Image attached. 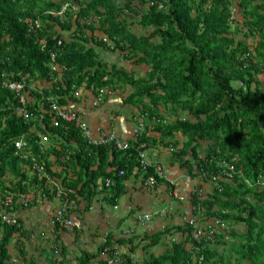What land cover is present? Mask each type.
Segmentation results:
<instances>
[{
  "label": "trees",
  "instance_id": "obj_1",
  "mask_svg": "<svg viewBox=\"0 0 264 264\" xmlns=\"http://www.w3.org/2000/svg\"><path fill=\"white\" fill-rule=\"evenodd\" d=\"M149 1L154 5L147 8ZM234 6L244 26L233 31ZM62 9L55 0H0V186H5L6 177L12 178V191L24 195L44 184L36 176H28L29 161L16 155L15 142L21 140L29 144L40 162L47 160L51 175L65 176L71 198H77L78 193L90 203L98 193L107 191L109 201L115 204L125 192L124 182L134 172L137 176L141 173L137 144L128 151H117L113 145H89L74 124L51 127L46 111L48 98L68 104L69 98L76 99L74 95L83 84L94 95L101 89L116 93L121 87L129 88L127 102L147 115L146 125H151L153 117L169 121L154 126L150 136L146 127L141 141L148 150L177 147L173 160L187 168L192 179L209 181L222 171V161L235 169L232 182H220L206 197L193 198L195 213L203 209L207 221L230 222L233 242L227 243L225 232L216 233L213 242L204 238L195 242L194 227L178 224L146 237L148 247L158 246L163 235L173 230L185 241L174 242L163 255L152 256L143 264H264V189L247 183L255 184L264 174V85L260 80L264 74V0H83L79 13L65 20L59 15ZM135 17L143 28L151 29L148 35L132 31ZM57 26L72 34V40L67 41ZM243 29L245 37L258 38L253 49L246 40L236 42L234 35ZM97 31L105 37L97 36ZM107 42L113 43L112 51L147 65L149 71L136 78L115 66L109 69L98 52L107 50ZM52 54L56 63L66 68L65 86L57 82L42 93L35 91L33 83L56 76L51 69ZM7 80L25 82L35 99L28 106L33 118L30 121L16 115L19 97L5 87ZM46 130L62 139L63 151L42 150L38 133L46 134ZM179 135L184 142L176 140ZM66 150L74 153L63 162ZM51 156L56 161H50ZM53 166L60 172H53ZM121 170H125L122 180L118 178ZM152 175L153 166L146 176ZM107 178L115 182L111 189L104 185ZM13 180L18 183L13 185ZM158 181L156 187L167 186L172 191L166 180ZM20 223L22 226L16 227L0 220V264H14L13 257H19L21 264H41L29 256L22 242L29 234ZM238 226L245 230L239 232ZM54 229L61 231L58 226ZM112 238L109 234L95 253L83 251L78 264H91L95 259L106 264L103 252L113 247ZM214 243L223 245L224 251L213 248ZM196 248L199 252H194ZM57 249L64 260L67 248L62 245ZM137 250L132 245L129 252L135 254ZM50 262L60 263L54 259ZM121 263L131 264V257L122 255Z\"/></svg>",
  "mask_w": 264,
  "mask_h": 264
},
{
  "label": "built area",
  "instance_id": "obj_2",
  "mask_svg": "<svg viewBox=\"0 0 264 264\" xmlns=\"http://www.w3.org/2000/svg\"><path fill=\"white\" fill-rule=\"evenodd\" d=\"M154 5L153 2L149 1L146 5L147 8H150ZM66 9L63 8L59 15L63 16L66 14ZM141 10V8H139ZM136 18V17H135ZM139 18V17H138ZM36 28H40V23L36 22ZM51 69L56 74L50 81H38L33 83L32 89L35 91H39L42 93L44 88L50 87V85L60 82L65 86V67L60 66L56 63V56L52 54L51 57ZM5 87L9 90L15 92L19 97V105L16 109V115L18 117H22L26 121H30L32 118V114L28 109V106L35 102L30 95V91L26 89L25 82H12L7 80L4 82ZM87 92L86 84H83L81 88H79L75 93V98H81L82 93ZM115 92H110L107 89H101L96 95L93 96L92 99V107L99 108L103 106L108 98H110ZM71 99V98H69ZM48 110L46 111L51 116V127L58 128L62 124H74L76 125L80 131L82 136L87 140L89 145L95 146H103V145H113L117 151H128L135 147V150L138 153V160L140 163L141 173L139 175L140 183L143 187H150L155 188L159 185L158 179L166 180L169 185L173 188L172 195L175 199L179 202H186L189 198L184 196L182 192H179V182L175 179H171L167 176L164 167L161 165H152L148 160V148L145 142L141 141V138L144 134L147 133L146 131V116L145 114L142 115V118L137 121L134 128L132 129V133L129 139H125L118 135V133L113 128H105V129H97L94 131L91 126L84 120L77 109L71 108L69 105H61L58 103L57 100L53 98H48ZM185 120V119H184ZM169 122L168 120H160L156 117H153L150 131L154 126ZM149 131L147 136H150L152 133ZM38 140L39 145L42 147L43 151H46L51 148H55L58 151H63L62 145L64 144L62 139L55 138L50 132L48 133L46 130V134L41 132L38 133ZM51 143L52 146H49L48 143ZM68 144V143H67ZM73 145V144H71ZM74 146V145H73ZM16 148V155L20 158H23L29 161V164L26 166V171L29 177H37L39 181H44L43 186H34L30 188V190L22 195L21 193H16L12 191V178L6 177L3 182L5 186L2 188L0 186V220L3 224H8L11 226L21 227L22 224L20 223V210H28L32 209L37 206H44L48 203L55 204V212L50 219L49 225L54 229L56 226L61 228V231L70 232L76 227L74 213L79 209L77 198H71L68 190L65 187V176L62 175H51L47 169V160L40 162L39 158L37 159L34 157L29 144L26 141L18 140L15 142ZM170 153L173 155L175 151H177V147L171 145L168 147ZM74 152L71 150H66L65 157L63 158V162H67L70 156ZM56 161L54 156L50 157V161ZM220 171L217 175H214L210 178L209 181H205L204 179H200V181L204 184L202 188L197 192H194L193 195H198L199 197L203 198L209 195L213 188L220 185V182H232L235 178V169L231 166L228 162L222 161L220 162ZM153 166L155 171V175L146 176L148 174V169ZM53 172H60V169L56 166L51 168ZM69 178L72 177L71 174L68 175ZM125 177V170H121L118 174L119 179H123ZM15 185L18 183L17 180H13ZM247 183L251 186H259L260 188L264 189V174L260 175L255 184L247 181ZM107 189H111L115 186V182L111 178H107L104 183ZM160 187V186H159ZM74 193V192H73ZM207 194V195H206ZM192 195V196H193ZM206 195V196H204ZM19 208V209H18ZM16 209L15 211H13ZM117 209V207H115ZM202 211H204L202 209ZM197 214V213H196ZM158 214H147L143 213L138 218V224L141 227H147L149 222L155 218ZM199 218L197 215L192 217L184 216L181 219L180 224L187 226H193V240L195 242H201L202 239H205V242L214 240L216 235V229L212 226L203 229L200 226ZM216 223V222H215ZM217 225L220 227H225L226 223L217 222ZM208 233L207 236L205 234ZM194 252H199V249H195ZM58 252V251H57ZM104 257H106V264H122L121 263V256L123 255L120 246L118 244H113V247H106L103 252ZM131 257V264L132 258L134 259L135 255H129ZM136 259V257H135ZM14 264H21L19 257H13L12 259ZM200 261H204V257L200 258Z\"/></svg>",
  "mask_w": 264,
  "mask_h": 264
},
{
  "label": "crops",
  "instance_id": "obj_3",
  "mask_svg": "<svg viewBox=\"0 0 264 264\" xmlns=\"http://www.w3.org/2000/svg\"><path fill=\"white\" fill-rule=\"evenodd\" d=\"M82 94L83 95L81 98L67 100L68 102L67 105H69L71 108L77 109L82 117V120L86 121L94 131H96L99 128L105 129V128L110 127V128H113L118 133L119 136L125 139L130 138L132 129L134 128L135 125L129 122L128 117L126 116L116 117V115L112 114V112L114 111L113 110L114 104L117 103L116 97L117 95H119V91L113 94L110 97V100L106 101V103L99 108L92 107L91 103H92V99L94 96L92 92L87 90V92H84ZM147 126H149L150 128V125H147ZM150 132L153 133L152 131ZM154 135L155 137H158L156 136L157 134H154ZM154 150H155L154 148L149 149L148 156L152 157V152ZM154 154L156 156L159 155L158 151H156V153ZM170 159L172 161L171 163H173L176 166L173 168H170L169 164L165 162V164L168 165V169L170 173V174L169 173L167 174L171 178L177 180L180 184L179 188L182 189L181 192L186 193L189 190V184L186 187L185 186L186 183L184 184V179H181L184 176H181L182 174H179L178 165H177L179 163L177 162L175 163V161L173 160V157H170ZM159 162L160 163L157 162L158 165L159 164L162 165L161 163L162 161H159ZM194 180H197V179H194ZM198 182H199L198 188H202L204 184L200 181V179H198ZM184 186L186 188H184ZM80 188H81V185L80 187L78 186L75 192H77ZM124 188H125V192L119 195L115 204L109 201V197H107L109 196V194L107 193V191L98 193L97 196L92 198V201L90 203L84 200L77 193V196L79 198L77 200L79 209L76 211V213H74L76 227L70 232H67L68 234H66L63 231L57 232L56 229H53L48 224L55 212V206H56L55 204L48 203L44 206H37L32 209L20 210L19 214H20L21 222L23 223L25 229L28 231V234H29L28 236L22 238V242L26 245V247H28V249L30 248L31 242H34L35 247H40L46 244L42 240H44L43 237L47 235L50 242L56 243L58 241L60 243L59 245H63L64 247L67 248L66 253L70 251L71 254H68L64 258V261L67 262L71 260V257H74L73 252H76L79 249H81L80 250L81 254L79 255V258L81 257L83 251L95 253L88 249L90 247H94V246L96 247L97 245H98L97 247L99 248L105 242L109 234L113 235L112 244L117 243L119 240H127L129 237L133 236V235H129V233H132L134 231L133 226L131 225L135 221H133L132 219V221L130 222L131 218L129 217L131 210L136 209V206H137L138 209L140 210L139 215L143 213L158 214L159 211L155 212L154 208H157V205L160 204L161 201H164V203L165 202L167 203L168 195L167 193H165V190H163V188L158 189L157 191L156 190L153 191L154 192L153 194H151L150 192H147V193L143 192L145 190L140 183L139 175L137 176V171L134 172V176H132L131 179L124 182ZM132 190L134 191L136 190L134 194L132 193ZM134 199H136L137 201L135 202L136 206L134 205ZM187 202H189V200H187ZM115 207H117V209H115ZM180 208H182V206H180ZM180 208L178 207V209ZM161 210H165L164 206H162ZM171 215H172V211L171 212L167 211V213L163 217L158 216L154 218L155 219L154 221L152 222L150 221L146 228L139 226L138 222L136 224L137 225L136 227L138 229L139 228L148 229V231L157 229L158 231L156 232H150L149 236H152L158 232L163 231L158 228L161 227V225H163L165 221H172ZM179 220H181V218H179L178 221ZM151 223L153 224L151 225ZM74 230H77V231H74ZM104 234L106 235L105 240H103L102 238ZM96 235L100 236V238H97ZM144 239H146V237ZM15 241H17V239H15ZM39 241L40 243L38 245ZM41 241H42V244H41ZM124 244L126 247H129L128 250H130L131 246L133 245L131 243H124ZM125 246H124V249H126ZM136 252H138V250ZM126 254L132 255L133 253H130L128 251V253ZM126 254H123V255H126ZM136 259H137V256H136ZM95 260L99 262V264H102L101 261H98L97 259ZM94 261H92V263ZM40 263L46 264L44 260L43 262H40Z\"/></svg>",
  "mask_w": 264,
  "mask_h": 264
},
{
  "label": "rangeland",
  "instance_id": "obj_4",
  "mask_svg": "<svg viewBox=\"0 0 264 264\" xmlns=\"http://www.w3.org/2000/svg\"><path fill=\"white\" fill-rule=\"evenodd\" d=\"M55 1L57 3L62 4L63 8H68V9H66V14H63V16H62V19L65 20V18H69L72 14L75 16L79 13L83 0H55ZM140 8L142 10V6H140ZM232 12H233V31L235 30L236 27H239L240 29H242L244 26V23H243V18L240 14L238 7L234 6L232 9ZM131 24H132V31L136 34L148 35L151 32V29H149V28L146 29V28H143L141 26L140 19L138 17L134 18L131 21ZM57 30L60 33L64 34V38H66L67 41L72 40V38H73L72 34L63 31V29L60 28V26H57ZM245 32H246V30L243 29L242 31H238V33H236V34L234 33L235 34L234 36L236 38V42H239L241 40H246L247 45L253 49V47L258 42V38L254 37V36L245 37ZM88 33L91 34L90 32H88ZM95 34L97 36H99L100 38L105 37L101 31H97ZM107 43H108L107 50L106 49H98V52L100 55V59L102 61H106L108 63L109 69H111L113 66H115L118 69H122V70H125L127 72L133 73L136 78L143 77L146 74V72L149 71L150 68L147 65H138V64L134 63V61H132L130 59H126V57L120 51H112L111 48H113V43L112 42H107ZM260 80H261L262 84L264 85V74H262V76H260ZM50 86H52V85H50ZM253 88H255V86ZM120 89L121 90H119V95H117V97H116L117 103L114 104V107H113L114 111L112 112V114L116 115V117L126 116V117H128V121L131 122L133 125H135L136 122L137 121L139 122V119L142 118L141 109L138 106L132 105V104L127 102L128 97L131 94V90H129V88L121 87ZM79 93H82V91H80ZM109 100H110V98H108L107 101H109ZM116 129H118V128H116ZM176 140H179L180 141L179 143H182L185 141V139H183V137H180V135L176 138ZM48 145L52 146V144L50 142L48 143ZM179 146L181 147V145H179ZM153 148L155 150L152 152V157L148 156L149 162L152 165H158V163H160L159 161H162L161 166L164 167L165 170L167 171L166 174L169 173V169H168L167 164H169L170 168H173L176 166L173 163H171L172 161H171L170 157H172L173 155L170 153L169 148L166 146H156ZM156 151H158V154H159L158 156H156L154 154V153H156ZM200 151H202V150H200ZM190 160L193 162L194 159L190 158ZM165 162L167 164H165ZM177 165H178L179 174H182L181 176H184L181 179H184V184L186 183L185 186L187 187L189 184V190L186 193L182 192V194L184 196L189 197V199H188L189 202H187V201L184 203L179 202L172 195L173 188H172V191L170 192L167 190V186H160V187H156V188L143 187L145 190L143 192H146V193L150 192L151 194L154 193L153 191H155V190L157 191L158 189L163 188V190H165V193H167V195H168V200H167L168 202L167 203L166 202L164 203V201H161V203L157 205V208H154L155 212L159 211L158 215L154 216V217H158V216L163 217L167 213V211H170V212L172 211V215H171L172 221H165V223H163V225H161V227H159V228L157 227L160 230L168 229V228H171L172 226H175L178 224L180 225L181 220L178 221L179 218L182 219L184 216L192 217L196 211V209L194 208V204H193V200H194L193 194H194V192H197L200 190L198 188V186H199L198 179L197 180L192 179L187 168H182L179 164H177ZM167 176L169 178H171L168 174H167ZM185 186H184V188H186ZM178 190H179V192L182 191V189H180V188H178ZM135 191L132 190V193L134 194ZM162 194H164V193H162ZM206 195H204V196H206ZM135 202H137L136 199H134V205H135ZM162 206H164L165 210H161ZM180 206H182V208H180ZM178 207L180 209H178ZM139 212H140V210L136 206V209H132L131 213L129 214V217L131 218L130 222L132 221V219L135 222L131 225V226H133L134 231L132 233H129V235H133V236L129 237L128 239L131 240V243L134 246L137 245V247L139 248L138 252H135V254H134L135 255L134 259L132 258V264H143V262L145 260L150 259V257H152V256L153 257H159V256L163 255L171 247V245L174 242H184L185 241V238L182 236L181 233L175 232L173 230L171 233H166L163 235L162 240L158 246L148 247L150 241L147 239H144V238L149 237L150 232H156L158 230L153 229L152 231H148V229H140V228L138 229L136 227L137 226L136 224L138 222L139 216L141 215V214L139 215ZM202 213H203L202 210H200L198 214L195 213V215H197L199 218L198 221L200 223V226L203 229L208 228L209 226H212L213 228L216 229L217 233H224L225 232L224 233L226 235L225 240H227V243L231 244L233 242L232 241L233 239L229 235L231 233V229L228 228V226L230 225L229 224L230 222H227L225 227H220L219 225H217V223L207 221V218L203 217ZM154 220L155 219L153 218L152 221H154ZM152 224L153 223H151V225ZM237 230L239 232H242L245 230V228L242 226H238ZM65 233L68 234L67 232H65ZM105 236L106 235L104 234L102 237L103 240H105ZM97 238H100V236H97ZM43 239L44 240H42V241H44V243H46L45 245H42L40 247H35L34 242L30 241L31 242V245L29 248L30 250L28 249V247H26L28 250L29 256L33 257L37 263L43 262V260H44V262H46V264H49L50 260L54 259L57 262H60L59 264H63V262H64V264H78V258H79V255L81 254V252H80L81 249L77 250L76 252H73L74 257H71V260L65 262L64 260H62V255L58 254L59 250L57 249V246H60L62 248V245H59L60 243H57V242L56 243L50 242L47 235L44 236ZM214 240H216V238ZM42 241H41V244H42ZM39 243H40V241L38 242V245H39ZM14 244H15V242L13 243V245ZM87 244H89V243H87ZM116 244H118V243H116ZM216 244L217 243H214L213 248H217L219 250V252L222 253L224 251V246L218 244L220 246L217 247ZM118 245L120 246V249H121L123 254H126V253H128V251H130V250H128L129 247H126L125 244H124V246L126 247V249H124V246L122 244H118ZM97 246L96 247L95 246L90 247L88 250H91L92 252H97V250H98ZM189 247L191 248V244H190V246H188V248ZM68 254H71L70 251L68 253H65L63 258L66 257ZM136 256H137V259H135ZM48 260H49V262H48ZM92 264H99V262H97L95 260Z\"/></svg>",
  "mask_w": 264,
  "mask_h": 264
}]
</instances>
